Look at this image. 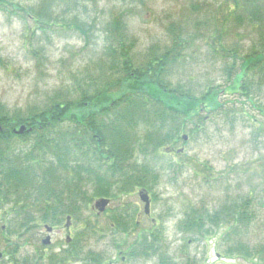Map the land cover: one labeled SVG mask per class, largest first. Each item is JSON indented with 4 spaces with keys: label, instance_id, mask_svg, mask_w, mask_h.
<instances>
[{
    "label": "trees",
    "instance_id": "16d2710c",
    "mask_svg": "<svg viewBox=\"0 0 264 264\" xmlns=\"http://www.w3.org/2000/svg\"><path fill=\"white\" fill-rule=\"evenodd\" d=\"M69 1L42 0L39 7L53 10L52 6L60 2L64 8H75L94 0ZM231 1L228 10L231 12L234 8L236 21L253 28L258 34V43L246 53L221 46V50L229 54L227 58L232 59L231 64L224 67L228 84L222 88L213 86L196 96L168 80L171 66L190 44L183 29L174 28L168 46L162 50L151 47L145 58L137 61L131 52L134 43L126 36L124 21L113 17L106 26L104 59L100 58L96 73L85 74L87 81L84 86L74 88L73 98L65 94L52 97L41 107L26 112L10 113L0 104V221H3L0 224V264H20L19 248L24 243L37 241L39 227H57L66 215L70 222H80L83 211L89 209L95 199H115L129 185L151 187L144 183L147 176L155 185L158 181L155 165L131 167L128 164L135 152L156 159L165 156L161 153L163 148L173 147L182 138L181 134L188 135L199 129V123L206 118L203 112L213 113L221 107L220 94L235 92L250 99L254 91L262 89L264 0ZM47 2L50 5H46ZM9 7H17L32 18L38 29L45 23H56L54 11L52 19L49 15L44 20L41 12L33 7L24 9L14 0H0V10ZM230 16L225 13L219 20L222 30ZM70 23L82 32L87 44L88 27L76 14ZM259 111L264 115V106L259 107ZM21 125L30 130L15 134L13 129ZM127 178L137 180L130 182ZM89 215L73 231L65 251L34 254L21 264H37L43 257H47V264H62L68 260L103 264L105 260H101L100 253L91 249L84 251L83 245L91 238L103 239L107 233L113 234L125 259L181 264L170 255L162 226L154 223L149 227L139 226L134 231L132 228L139 223L131 215L113 210L106 224L98 220L95 212ZM253 218L249 199L244 198L211 213L192 208L184 213L180 229L205 238L224 224L227 228L224 240H229L231 235L234 239L239 237ZM128 236L131 240L124 246ZM224 257L264 259V244L250 247L237 238L227 244ZM186 260L182 264H191Z\"/></svg>",
    "mask_w": 264,
    "mask_h": 264
},
{
    "label": "rangeland",
    "instance_id": "374dc122",
    "mask_svg": "<svg viewBox=\"0 0 264 264\" xmlns=\"http://www.w3.org/2000/svg\"><path fill=\"white\" fill-rule=\"evenodd\" d=\"M14 2L24 9L35 8L44 20L49 15L52 19L53 11L57 17L56 23L48 22L38 29L32 18L17 7L0 10V104L10 113L41 107L50 98L64 94L73 98L74 88L85 85V74L96 73L104 59L106 26L113 17L124 21L126 36L134 43L131 52L137 61L143 60L151 47L162 50L168 46L174 28L183 29L190 44L171 66L168 80L196 96L228 84L224 67L232 59L227 58L229 54L221 46L246 53L258 43L253 28L236 21L234 8L228 10L231 0H94L75 8H64L57 2L53 10L47 6L40 8L42 0ZM225 13L231 16L222 30L218 23ZM75 14L88 27L87 44L82 32L70 23ZM250 97L235 92L220 94L221 107L213 113L203 112L206 118L199 123V129L174 144L177 151L181 148L180 152L161 150L165 156L157 159L149 154L146 157L138 152L133 154V162L150 163L157 168V183L149 189L145 187L151 199L149 218L137 214V210L142 212L143 203L135 189L118 193L111 203L112 207L123 203L140 227L154 223L162 226L168 251L178 263L187 258L191 264H264L261 258L224 257L227 244L237 238L250 247L264 244V115L259 111L264 106V84ZM244 198L249 199L254 218L235 239L231 235L229 240H224L227 230L224 224L205 238L180 229L184 213L192 208L211 213ZM90 213L94 211L84 210L80 222H71L68 229L64 222L51 233L39 227L37 241L19 248L20 264L34 254L48 255L66 248V236L72 237ZM109 214L99 216L98 220L106 224ZM107 234L103 239L84 241L83 250L100 253L101 260H105L103 264H157L154 259L122 261L121 256L125 255L118 253L113 234ZM47 237L50 243L42 245L40 241ZM127 239L124 246L131 240L129 236ZM85 262L94 264L90 260ZM69 264L84 263L69 261Z\"/></svg>",
    "mask_w": 264,
    "mask_h": 264
},
{
    "label": "flooded vegetation",
    "instance_id": "af4514ba",
    "mask_svg": "<svg viewBox=\"0 0 264 264\" xmlns=\"http://www.w3.org/2000/svg\"><path fill=\"white\" fill-rule=\"evenodd\" d=\"M164 149V151L165 152H168V153H172V152H174V151H176V152H178L180 149H178V151L174 148V147H171V148H169V147H165V148H163ZM133 158H134V155L132 156V160H131V163H128L130 166L131 165H134L135 167H137L138 165H150V163L149 164H142V163H138V162H133ZM132 167V166H131ZM145 179V181H144V183H147V185H152L153 186V184H152V179H151V177L150 176H147L146 178H144ZM127 180H129L130 182H134V181H136L137 179H134V178H127ZM150 183V184H149ZM113 188H115V186L113 187ZM147 188V187H146ZM145 187H134L133 185H129V186H126L125 188H124V191L123 192H121L120 194H122V193H124V192H127V191H129V189H135L136 190V194H137V196L139 197V200L141 201V199H140V193H146L147 194V199H148V203H149V206H150V201H151V199H150V196H149V192H148V190L146 189ZM101 198H105L106 200H108V203H107V205L105 206V208L102 210V211H100L98 208H96V207H93V204H94V202L96 201V200H98V199H95L94 201H93V204H92V206H90V209L91 210H93L96 214H97V216H101V215H108V213L110 212V214H111V211H113V208H114V210L115 211H118V214H120L121 212H122V214H124V215H130L128 212H126V210H125V207H124V204L123 203H121V202H118V205H116V206H114V207H112L111 206V203H112V201L113 200H115L116 198H118V196L115 198V199H111V198H107V197H101ZM100 199V198H99ZM142 202V201H141ZM143 203V210H142V212H139L138 210H137V214L138 215H140V217L141 216H143V217H145V218H149L150 217V211H149V207H148V209H147V211L145 210V203L144 202H142ZM109 214V215H110ZM66 218H65V220L63 221L64 222V227L66 228V229H68L69 227H70V217L68 216V215H66L65 216ZM152 221H154L153 219H151ZM136 222H138L137 220H136ZM62 224V223H61ZM60 224V225H61ZM139 226L140 225H138V226H136L135 228H132V230H134V231H136L138 228H139ZM43 227L45 228V230H46V232L47 233H51L53 230H54V228L55 227H50V226H48V225H43ZM47 227H49V230H48V228ZM48 236V235H47ZM49 238H50V235H49ZM70 239H71V237L70 236H66V238H65V242L67 243L66 245H65V247L67 246L68 247V243L70 242ZM41 244L42 245H48L49 243H50V239H48V241L47 242H45V240L44 239H42L41 241ZM66 247V248H67ZM66 248H63V250H61V251H59L58 253H60V252H62V251H65L66 250ZM118 253H122V251H118ZM50 254V253H49ZM0 258H1V253H0ZM125 259V257L124 256H121V260L123 261ZM47 257H43L42 259H41V261H39V263H37V264H47ZM69 261L70 260H68V261H66L65 263H62V264H69ZM110 264V263H109Z\"/></svg>",
    "mask_w": 264,
    "mask_h": 264
},
{
    "label": "water",
    "instance_id": "95a60500",
    "mask_svg": "<svg viewBox=\"0 0 264 264\" xmlns=\"http://www.w3.org/2000/svg\"><path fill=\"white\" fill-rule=\"evenodd\" d=\"M1 130H2V128H1V126H0V132H1ZM30 130V128H28V129H26V127H25V125H21V126H19L18 127V129H13V132L15 133V134H22V133H24V131H29ZM183 139L185 140L186 139V135H184L183 136ZM140 198L143 200V201H145V210L147 211V209H148V199H147V195H146V193H140ZM107 203H108V200H106V199H99V200H97L95 203H94V207H96V208H98L100 211H102L104 208H105V206L107 205ZM48 230H49V228H48ZM48 237L45 239V242H47L48 241Z\"/></svg>",
    "mask_w": 264,
    "mask_h": 264
}]
</instances>
